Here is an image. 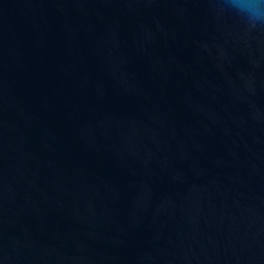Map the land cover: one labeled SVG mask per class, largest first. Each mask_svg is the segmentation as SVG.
Returning <instances> with one entry per match:
<instances>
[{"label": "water", "instance_id": "1", "mask_svg": "<svg viewBox=\"0 0 264 264\" xmlns=\"http://www.w3.org/2000/svg\"><path fill=\"white\" fill-rule=\"evenodd\" d=\"M223 0H0V264H264V25Z\"/></svg>", "mask_w": 264, "mask_h": 264}, {"label": "clouds", "instance_id": "2", "mask_svg": "<svg viewBox=\"0 0 264 264\" xmlns=\"http://www.w3.org/2000/svg\"><path fill=\"white\" fill-rule=\"evenodd\" d=\"M221 8L235 12L251 27L264 25V0H223Z\"/></svg>", "mask_w": 264, "mask_h": 264}]
</instances>
